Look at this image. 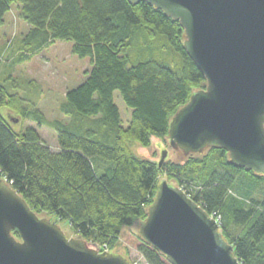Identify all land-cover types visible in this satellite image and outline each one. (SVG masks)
I'll return each mask as SVG.
<instances>
[{
	"label": "trees",
	"instance_id": "obj_1",
	"mask_svg": "<svg viewBox=\"0 0 264 264\" xmlns=\"http://www.w3.org/2000/svg\"><path fill=\"white\" fill-rule=\"evenodd\" d=\"M15 4L30 29L17 42L12 64L57 42H72L73 53L91 64L85 82L60 105L68 124L48 121L33 101L0 81V177L34 213L68 221L80 239L114 252L124 229L147 219L159 184L167 180L214 217L242 264H264V174L234 167L221 148L181 162L167 158L161 167L131 149L133 143L150 148L153 138L169 140L173 117L207 87L186 52L180 22L144 1L0 0V25ZM156 47L177 54L180 70L142 56ZM116 92L132 110L126 128ZM26 121L54 129L58 150L44 143L38 129L18 127ZM137 238L148 264H169Z\"/></svg>",
	"mask_w": 264,
	"mask_h": 264
},
{
	"label": "water",
	"instance_id": "obj_2",
	"mask_svg": "<svg viewBox=\"0 0 264 264\" xmlns=\"http://www.w3.org/2000/svg\"><path fill=\"white\" fill-rule=\"evenodd\" d=\"M142 1L180 22L186 52L207 81L173 117L170 148L186 156L221 148L234 167L264 174V0H129ZM167 157L165 150L160 167ZM139 234L169 264H242L218 222L167 180ZM0 264L130 263L67 238L0 178Z\"/></svg>",
	"mask_w": 264,
	"mask_h": 264
},
{
	"label": "rangeland",
	"instance_id": "obj_3",
	"mask_svg": "<svg viewBox=\"0 0 264 264\" xmlns=\"http://www.w3.org/2000/svg\"><path fill=\"white\" fill-rule=\"evenodd\" d=\"M29 29L30 26L20 18L19 5H13L11 11L5 16V23L0 25V81L8 85L13 93H18L33 101L48 121H60L68 124L70 118L60 113V105L65 102L68 91L85 82L86 72L91 70L90 60L76 56L73 53L72 42H57L44 48L31 60L21 64H12L16 59V52L19 51L17 42L27 35ZM133 53L134 60L132 61L136 63V51ZM142 56L168 65L173 70H180V57L171 51L156 47L153 51L148 54L146 52ZM142 59L139 57L138 60ZM114 100L120 110L122 125L126 128L130 123L132 110L124 103L119 92L115 93ZM8 113L7 109L2 110L5 117L8 116ZM13 122L14 125L20 124L19 120H13ZM18 127L38 129L44 143L51 150H58V137L54 129L48 126L39 127L32 121H26ZM131 149L138 157L157 163L160 162L162 152L165 150L168 151L167 158L173 162H181L186 158L182 151L170 148L169 140L162 142L153 138L150 148L133 143ZM170 185L177 186L174 182H171ZM41 217L56 224L67 238L80 239L73 232L68 221H60L55 216L42 215ZM139 235L138 224L131 229L125 228L120 244L113 253L123 255L130 261L142 260V263H147L137 251ZM88 245L100 250L98 246Z\"/></svg>",
	"mask_w": 264,
	"mask_h": 264
},
{
	"label": "built area",
	"instance_id": "obj_4",
	"mask_svg": "<svg viewBox=\"0 0 264 264\" xmlns=\"http://www.w3.org/2000/svg\"><path fill=\"white\" fill-rule=\"evenodd\" d=\"M0 175H1V171H0ZM4 179V178H3ZM6 180V179H4ZM212 217V216H211ZM214 218V217H213ZM104 251H108L107 248L105 247V250ZM130 264H148V263H142V260H135V261H130Z\"/></svg>",
	"mask_w": 264,
	"mask_h": 264
}]
</instances>
